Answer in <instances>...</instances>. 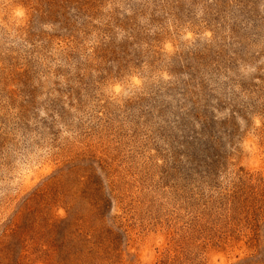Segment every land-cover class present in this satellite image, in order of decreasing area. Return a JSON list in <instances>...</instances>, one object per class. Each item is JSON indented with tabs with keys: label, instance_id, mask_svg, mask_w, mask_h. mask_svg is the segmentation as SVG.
<instances>
[{
	"label": "rangeland",
	"instance_id": "374dc122",
	"mask_svg": "<svg viewBox=\"0 0 264 264\" xmlns=\"http://www.w3.org/2000/svg\"><path fill=\"white\" fill-rule=\"evenodd\" d=\"M0 264H264V0H0Z\"/></svg>",
	"mask_w": 264,
	"mask_h": 264
}]
</instances>
